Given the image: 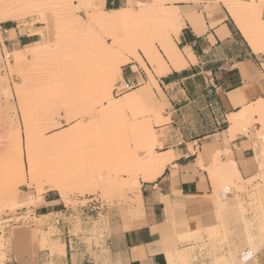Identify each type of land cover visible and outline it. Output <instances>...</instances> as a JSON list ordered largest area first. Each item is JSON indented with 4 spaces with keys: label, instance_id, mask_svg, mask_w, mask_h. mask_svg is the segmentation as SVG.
<instances>
[{
    "label": "rangeland",
    "instance_id": "obj_1",
    "mask_svg": "<svg viewBox=\"0 0 264 264\" xmlns=\"http://www.w3.org/2000/svg\"><path fill=\"white\" fill-rule=\"evenodd\" d=\"M103 1L0 0V192L15 195L0 207V264L12 249L47 251L50 259L60 258L71 234L80 235L83 246L99 248L108 216L116 212L126 219L136 207L138 190L131 185V176L139 182V168L150 156H161L155 153V130L163 122V106L151 91L152 74L158 75L154 52L169 59L164 49L170 53L175 47L171 35H176L179 22L165 15L171 8L160 0L132 4L131 14L101 26L93 18L108 17L103 12L109 9L118 8L123 14L128 9V2L104 6ZM223 1L237 11L241 4L251 2ZM6 10L10 16L5 18L2 11ZM241 15L264 51L261 14L259 18ZM6 21H13L19 33L36 36L20 47H9L1 29ZM135 55L150 65V71ZM131 61L139 64L148 82L137 75L135 67L128 68ZM128 82L135 87L115 93ZM107 90L118 103H128L110 110L104 98ZM53 112L65 119L53 124ZM245 123L240 124L239 133L245 134L254 121L246 128ZM31 165L47 179L67 176L63 193L53 191L70 209L67 214H39L41 196L51 190L45 178L42 184L32 183ZM251 180L235 186L219 175L210 180L209 199L215 207L218 233L210 239L202 230V240L194 234L181 235V241L188 243L181 251H188L190 258L168 264H216L214 259L220 254L239 263V253L249 246L248 232L257 236L258 221L264 218V195L252 198L255 188L264 186L263 179L257 175ZM220 191L228 197H220ZM17 212L21 214L16 219ZM7 214L18 224L9 228L3 221ZM22 221L27 224L20 227ZM259 239L256 244L261 246L263 239Z\"/></svg>",
    "mask_w": 264,
    "mask_h": 264
},
{
    "label": "crops",
    "instance_id": "obj_2",
    "mask_svg": "<svg viewBox=\"0 0 264 264\" xmlns=\"http://www.w3.org/2000/svg\"><path fill=\"white\" fill-rule=\"evenodd\" d=\"M150 1L104 0L103 5ZM164 5L177 9L183 25L171 35L181 55L178 67L163 55L168 71L152 74L155 83L151 91L163 106V122L155 130V153L166 158L170 154L171 160L155 180L139 179L136 207L126 219L116 212L108 216L99 248L83 246V238L71 234L60 258L50 259L47 251L12 249L4 264H48L50 260L54 264H168L167 253L180 252L188 245L181 241L182 234L215 226L207 173L214 160L234 162L242 179L260 172L262 161L254 148L255 143H263L255 138L258 132L264 134L260 116L254 115L245 134L231 137L228 133L235 114L255 108L264 99V51L258 42V50L251 47L220 0H166ZM261 17L264 19V4ZM1 29L13 48L36 36L19 33L13 21L4 22ZM145 64L150 71V65ZM133 67L143 81H149L136 61L128 68ZM137 75L134 79L138 81ZM69 210L53 191L44 193L39 201L41 216L67 214ZM255 258L264 264V248Z\"/></svg>",
    "mask_w": 264,
    "mask_h": 264
},
{
    "label": "bare ground",
    "instance_id": "obj_3",
    "mask_svg": "<svg viewBox=\"0 0 264 264\" xmlns=\"http://www.w3.org/2000/svg\"><path fill=\"white\" fill-rule=\"evenodd\" d=\"M159 1L160 0H151L150 2H147L146 4L158 3ZM220 1H222L226 5L229 14H231V17L233 18L235 24L238 26V28H240V31L243 32L245 38L248 40V42L251 45V47L253 49H255V50H258V45L256 43V36L254 35L252 29L249 28L246 25L245 19L242 18L241 12L244 13L245 15H248V16L251 15V17H255V15H257V18H259L260 14H261V11H262V8H263L264 0H257V1L256 0H251L250 3L241 4V6L239 8L240 11L239 10L237 11L234 7L231 6V4L225 3L226 1H223V0H220ZM127 6H128V9L126 10V12H127L126 14L122 13L123 10L113 9V10H107V11L103 12L104 15H108V17H106V18L105 17L104 18L103 17H101V18H93V19H95L97 24H99L101 26H104V25H107V24H115L121 18H124L125 17L124 15L131 14L132 3L129 2ZM2 12L4 13L3 15H5V18H6V16L7 17L10 16V14H9V12H7V10L6 11H2ZM165 15L167 17H169V18H175L179 22L180 27L181 26L183 27L182 22H181V17L179 15V12L177 11V9H174V8L172 9L171 8V11L168 12V13H165ZM7 19H10V18H7ZM12 19H14V18H12ZM261 22L264 25V19H261ZM261 31L264 32V28H261ZM164 51L168 55L171 63L175 66V68L178 67L176 65V63L179 60H181V55H180L179 51L174 46H173V48H172L170 53H168L165 49H164ZM154 55H155L154 58L156 57L155 59L158 61V76H159V75H161L163 73V70L165 68H167V66L164 63L163 56H162V54L160 52H154ZM135 58L141 64L142 63H143V65L145 64L143 58L140 55H135ZM263 66H264V64H263ZM165 70L168 71V69H165ZM152 81H153V83H155L154 82V78L152 79ZM133 92H135V91H132L131 93H133ZM146 93H147V95H150V91H149L148 88H146ZM104 98L108 102V104H107L108 107L107 108H109L110 110L111 109L113 110V109L117 108L121 104V103H118V100H115L114 98L111 97V94H110L109 90H107V92H105ZM127 103H128V101H124L123 104H121V105H126ZM255 105H256L255 108H252V109L250 107H249V109L247 108L249 111L245 108V110L242 111V113H240L238 115L235 114L236 116L234 115V117L232 115V117H233V118H231L232 127H230L231 130L228 133L231 137H233L236 133H238V129H240L239 127H240L241 123H243V122H247L248 123L250 121H253L254 118H255L254 115H259L260 116L259 119H261V122L264 124V99L263 100H259L257 102V104H255ZM130 107H132V106H130ZM247 123H245L246 125H243V126H245V128L248 125ZM263 127L264 126L262 125V128ZM244 130L245 129H243V131ZM262 130H264V129H262ZM240 132H241V130H240ZM256 137H257V139H261V138L263 139L264 138V134L262 132H258L256 134L255 138ZM254 148H255L256 152L258 151V153H257L258 156H256V157H259L261 159V161H262L261 164L258 165V166H260V172L257 175H260L262 177L263 183H264V141H263V143L261 145H258L257 143H255ZM107 156L109 157V155H107ZM161 156H157L156 154L150 156V158L147 160V162L145 164H143V166H141V168H139L138 171H140V173L142 175L141 177H142L143 180H145V181L146 180H148V181L155 180V178L158 177L162 173V171H163V169L165 167V164L171 160V159H169V158H171V156H170V154H168L167 158L165 156L164 157L163 156L161 157ZM101 157H103V156L101 155ZM233 163L224 164V163H222L220 161V159L214 160V162L212 164V167H208V168H210V170L208 169V171H210V173L207 171L208 175L210 174L209 177L211 176L210 180L211 179L213 180L214 177H217L219 175V176L223 177L225 182L228 185H230V186L231 185L235 186L236 183L240 184L242 182L246 183L247 181L248 182L252 181L251 179H253V181H254V178L257 175L244 180V179H242L240 177V175H239V173H238V171H237V169H236V167L234 166ZM104 164H105V162H104ZM197 164L199 165V167L202 166V162L200 160L197 161ZM130 166H131V164H130ZM115 170H117V169H115ZM205 170H206V168H205ZM30 173H31V179L33 180L32 183H35V182L39 183V182H41V180L43 178H45L44 180H48L47 183H49L48 185H50V190L51 191H60L62 189V187H64L63 186L64 183L67 182L66 180H68V179H66L67 178L66 174H65L66 178L64 177V175L62 177L61 176L62 174L61 175H59V174L57 175L56 174L54 176L52 175L51 178L49 177L47 179V177H48L47 175H45L46 177L43 176L44 174L37 172L33 168L32 165H31ZM130 173H131V171H130ZM71 178H72V176H71ZM130 180H131V185L133 184L135 189L139 190V182H138L137 176L136 177L134 175L131 176ZM249 183H251V182H249ZM41 184H42V182H41ZM263 187L264 186H259V187L257 186L255 188V191L252 192L254 194V195H252V198H254V196H255V198H258L261 195L263 196L264 195ZM64 188H66V187H64ZM61 193H63L62 190H61ZM218 195L219 196L220 195H224L225 197H228L227 192H224V191H222V192L220 191L218 193ZM13 196H15V195H10V194H7L6 191H1L0 192V207L1 206L4 207V205L6 206V202L8 201V199L9 198L12 199ZM220 197H223V196H220ZM240 210H242V209H240ZM242 212H243V210H242ZM258 222H259V224H258L259 234L257 236H254L255 234L252 235L251 232H248L247 236H248V239H249V247L239 253V255L242 256V258L240 257V259H239V263H234V261L229 262L228 261V257L226 255H223V254L222 255L220 254V255L216 256L215 259H214V262H216V264H258L255 257H256L257 252H259L262 248H264V218L260 216V219H259ZM217 227H218V225H217ZM217 227L213 226V227H209V228H205V229H200V230H197V231H194V232L186 231L185 235L187 237H191L194 234L195 236L200 238L201 232H202V230H204L205 232L203 231V233L204 234L206 233L208 238L212 237L210 239H213L215 237V235H217V233H218V231H217L218 228ZM245 230H247V229H245ZM261 238L263 239V241L261 243L262 245L258 246V244H256V241H257V239L261 240ZM200 239L202 240V237ZM60 248H62V247H60ZM253 250H255V252ZM189 254L190 253L188 251L184 252V253L182 251H180V252L178 251V252H175V253H168L166 256H167V261H169V262H174V261H176V262H180V261L185 262L186 260H188L190 258Z\"/></svg>",
    "mask_w": 264,
    "mask_h": 264
},
{
    "label": "built area",
    "instance_id": "obj_4",
    "mask_svg": "<svg viewBox=\"0 0 264 264\" xmlns=\"http://www.w3.org/2000/svg\"><path fill=\"white\" fill-rule=\"evenodd\" d=\"M135 86H134V83H126V85L123 87V88H121V89H116L115 90V93L117 94V93H119V94H122V93H124L125 91H127V90H130V89H132V88H134ZM26 213V211H24V213H23V215ZM19 214H21L20 212L18 213H16V216H14V217H16V219L17 218H20L19 217ZM22 215V216H23ZM13 216H9L8 214L4 217V219H3V221H7L8 223H7V226L10 228L11 226H15V225H17L18 223H15L14 221H13ZM27 223H25L24 224V221H22L21 222V224L20 225H26ZM1 234V233H0ZM241 258H242V256H240Z\"/></svg>",
    "mask_w": 264,
    "mask_h": 264
},
{
    "label": "snow or ice",
    "instance_id": "obj_5",
    "mask_svg": "<svg viewBox=\"0 0 264 264\" xmlns=\"http://www.w3.org/2000/svg\"><path fill=\"white\" fill-rule=\"evenodd\" d=\"M65 119V117L62 114H58L56 112H53L52 114V123L56 124L59 120Z\"/></svg>",
    "mask_w": 264,
    "mask_h": 264
}]
</instances>
